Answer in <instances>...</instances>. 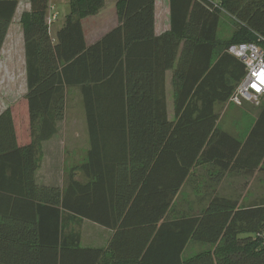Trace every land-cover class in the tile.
Masks as SVG:
<instances>
[{
  "label": "trees",
  "instance_id": "1",
  "mask_svg": "<svg viewBox=\"0 0 264 264\" xmlns=\"http://www.w3.org/2000/svg\"><path fill=\"white\" fill-rule=\"evenodd\" d=\"M21 1L30 2L21 26L31 133L20 144L11 110L0 115V264H264V205L245 208L215 194L198 213L166 218L198 165L221 180L251 177L264 164V104L244 141L218 128L215 111L245 75L229 46L264 39V0H170L171 29L160 37L155 0H118L121 24L92 45L82 20L105 0H70L55 37L50 0H0V54ZM223 13L240 25L231 40L218 37ZM142 46L154 48L155 69L175 73L174 122L145 89L153 64L137 62ZM73 87L83 96L88 160L63 189L39 187L40 145L56 135ZM71 217L113 231L108 246H82ZM191 241L218 248L185 260Z\"/></svg>",
  "mask_w": 264,
  "mask_h": 264
},
{
  "label": "rangeland",
  "instance_id": "2",
  "mask_svg": "<svg viewBox=\"0 0 264 264\" xmlns=\"http://www.w3.org/2000/svg\"><path fill=\"white\" fill-rule=\"evenodd\" d=\"M218 4L221 0H209ZM70 0H50L48 16L57 13V19L50 27L52 37L63 25L69 14ZM18 14L30 11V2L21 1ZM239 24L227 14L221 15L218 37L226 41L232 38ZM3 49V48H2ZM24 40L6 41L0 54V115L7 109L14 117L20 140L30 139L31 125L26 107V66ZM264 98L259 103L244 100L242 106L230 100L217 104L215 111L219 114L218 128L236 139L244 141L249 135L260 115ZM84 105L80 92L67 89L65 94L64 116L57 120V133L49 142H43L39 148V179L44 184L63 189L70 173L84 164L88 138L83 130ZM231 197L241 207L264 205V164L251 177L226 174L220 180L218 171L208 165H198L188 177L186 185L173 205L172 218L191 215L203 209L208 198L213 195ZM195 214V213H194ZM69 228L81 234L82 246H91L95 238L105 239L102 233L79 218L71 217ZM217 249L211 245L191 242L185 257L199 254L207 249ZM214 249V250H215Z\"/></svg>",
  "mask_w": 264,
  "mask_h": 264
},
{
  "label": "crops",
  "instance_id": "3",
  "mask_svg": "<svg viewBox=\"0 0 264 264\" xmlns=\"http://www.w3.org/2000/svg\"><path fill=\"white\" fill-rule=\"evenodd\" d=\"M117 3L118 0H105L104 7L100 10V12L95 15V16H90L82 20V25H83V31H84V36L87 45H92L99 41L103 36H105L107 33L118 27L121 22L119 19V15L117 12ZM18 9V8H17ZM27 12V11H25ZM24 12L19 13L18 11L15 12L14 18L9 24L7 33L5 35V42L3 45V49L5 47L6 41L8 40H24V35H23V29L21 26V18ZM229 17V16H228ZM65 23V22H64ZM63 23V25H64ZM59 27L61 29L63 27ZM57 29V31L59 30ZM171 29V11H170V0H155V36L160 37L163 34L169 32ZM56 31V32H57ZM1 36V34H0ZM136 54L140 55L137 57V62H142L141 60H145L147 62L146 64H149L152 62L153 67H148L146 70L147 73L144 74L146 78V86L145 89L147 92H150L151 95L158 94V99H163L162 103L165 105L166 113H167V118L169 122H174L176 120L175 118V99H176V89H175V84H174V78H175V73L173 69H167L166 71H161L159 68L155 69L154 67V62H155V53H154V48H144L139 47L136 48ZM151 51V52H150ZM141 59V60H140ZM26 61V60H25ZM26 66V62L24 63ZM151 70V72H150ZM144 81H142L143 83ZM26 84H27V77H26ZM69 89H74L75 91L80 92L81 99L83 100L82 93L78 87H73ZM143 91V90H141ZM156 92V93H155ZM26 102V101H25ZM152 103L155 106H157L158 102L155 100H152ZM84 105V103H83ZM161 106V104L159 105ZM154 110V109H153ZM83 125V130L86 133V137L88 138V148L86 150V159L85 162L88 160V154L89 151L91 150V141H90V133H89V127H88V122H87V117L85 113V107H84V121L82 123ZM18 140L20 144H25L30 141L29 137L26 140H20L18 136ZM49 142V141H47ZM40 166V165H39ZM40 169V167H39ZM39 169L36 172V184L39 187H44V186H50L47 184H44L43 181H41L38 175ZM188 178L186 179L185 183L182 185L181 189L177 193L176 197L174 198L169 211L166 215V218L168 220H173V219H178V218H172V212H173V205L176 203L177 197L186 185ZM225 197V196H223ZM230 199H234L231 197H227ZM210 198H208L209 201ZM235 200V199H234ZM208 204V203H207ZM206 204V206H207ZM205 206V207H206ZM202 210V209H201ZM200 210H198L199 212ZM197 212V211H196ZM194 212V213H196ZM85 222L90 224L92 227H94L96 232L102 233L104 236V240L101 238H95V240L91 241V246H85V247H106L108 246L112 236H113V231L103 227L99 226L95 223H93L90 219L84 218L83 219ZM82 242V241H81ZM194 242V241H191ZM190 242V243H191ZM190 243L187 245L182 258L183 259H188L190 257H193L194 254L189 255L190 257H185V253L187 248L189 247Z\"/></svg>",
  "mask_w": 264,
  "mask_h": 264
},
{
  "label": "built area",
  "instance_id": "4",
  "mask_svg": "<svg viewBox=\"0 0 264 264\" xmlns=\"http://www.w3.org/2000/svg\"><path fill=\"white\" fill-rule=\"evenodd\" d=\"M57 13L47 17L49 27L57 19ZM228 53L237 58L245 68V75L230 101L242 106L244 100L259 103L264 98V39L257 42L239 43L229 46Z\"/></svg>",
  "mask_w": 264,
  "mask_h": 264
}]
</instances>
